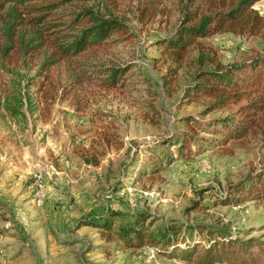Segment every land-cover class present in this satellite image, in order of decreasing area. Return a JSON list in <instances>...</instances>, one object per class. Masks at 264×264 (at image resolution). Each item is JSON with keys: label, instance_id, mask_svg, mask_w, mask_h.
I'll return each mask as SVG.
<instances>
[{"label": "rangeland", "instance_id": "1", "mask_svg": "<svg viewBox=\"0 0 264 264\" xmlns=\"http://www.w3.org/2000/svg\"><path fill=\"white\" fill-rule=\"evenodd\" d=\"M104 1L74 0L55 13L66 18L86 8L110 10L124 22L127 40H116L105 53L88 52L80 58L126 67L123 83L113 89L93 83L70 94L58 92L48 101L49 111L25 113V119L11 120L0 112L5 264H228L203 258L207 243L186 255L180 243L162 251L149 245L124 248L106 242L100 232L98 226L107 221L117 229L140 217L152 231L175 224L183 227V235L184 229L198 226L217 230L226 240L229 235L264 241V201L235 204L227 195L228 185L264 171V113L257 130L223 148L208 145L205 140L216 139L209 123L239 114L237 106L209 110L207 98H184L195 84L193 45L178 67L176 83L166 82L170 62L162 42L181 25L180 1ZM236 1L206 0L223 11ZM142 7L156 9L153 20L138 18ZM253 9L264 17V0ZM205 42L223 65L240 63L264 55V27L257 35L228 32ZM64 73V68H55L54 79L64 84ZM181 136L194 139L182 155L171 145ZM159 148L165 151L164 164L155 166L150 153ZM40 187L43 197L37 205ZM196 233L194 229L186 238L191 247L200 241Z\"/></svg>", "mask_w": 264, "mask_h": 264}, {"label": "trees", "instance_id": "2", "mask_svg": "<svg viewBox=\"0 0 264 264\" xmlns=\"http://www.w3.org/2000/svg\"><path fill=\"white\" fill-rule=\"evenodd\" d=\"M72 1L0 0V112L9 119H25V113L49 111L48 101L58 92L70 94L75 88L93 83L102 89H113L123 83L126 67H107L80 58L88 52L105 53L116 40H127L130 34L126 25L110 10L105 13L86 8L65 15L66 18L55 13L58 7ZM105 1L112 5L115 2ZM179 1L184 18L175 33L162 42L170 62L165 80L171 85L176 83L178 67L185 62L187 51L193 45L195 84L185 91L184 98L187 101L207 98L209 110H231L237 106L238 118L213 120L208 125L216 139L205 141L223 148L227 142L257 130L261 124L258 117L264 113V55L223 65L216 60L215 49L205 40L228 32L259 34L264 27V17L253 9L259 0H237L235 6L226 11L212 8L206 0ZM196 2L199 5L195 6ZM138 14L141 21L150 22L157 11L142 7ZM55 68L65 69L64 84L54 79ZM190 138L177 137L171 145L182 155L187 143L194 141ZM164 152L161 148L152 150L150 162L155 166L163 165ZM227 195L235 204L264 201V171L252 173L236 185H228ZM98 227L106 242H116L124 248L149 245L162 251L164 247L175 248L180 243L185 245L183 253L188 255L200 247L198 244L207 243L203 250L206 260L264 264V241L258 239L240 240L228 235L226 240L221 232L198 226L184 229L186 234L182 235L183 227L175 224L152 231L140 217L122 223L117 229L111 221ZM194 229L200 241L191 247L186 238L194 235Z\"/></svg>", "mask_w": 264, "mask_h": 264}, {"label": "built area", "instance_id": "3", "mask_svg": "<svg viewBox=\"0 0 264 264\" xmlns=\"http://www.w3.org/2000/svg\"><path fill=\"white\" fill-rule=\"evenodd\" d=\"M42 197H43V194L41 192V187H40V191H37V194H36V203H37V205H41ZM0 262H1V264H5L6 263L5 255H4L3 251H1V250H0Z\"/></svg>", "mask_w": 264, "mask_h": 264}, {"label": "crops", "instance_id": "4", "mask_svg": "<svg viewBox=\"0 0 264 264\" xmlns=\"http://www.w3.org/2000/svg\"><path fill=\"white\" fill-rule=\"evenodd\" d=\"M6 227H7V225H5V228H6ZM5 232H6L5 230H4L3 232H1V233H0V237H2V235L5 234ZM7 243H8V241H4V240H1V239H0V246H1V247H0V250L3 251L4 255L7 253V251L3 248V246H4V245H8ZM5 256H6V255H5Z\"/></svg>", "mask_w": 264, "mask_h": 264}]
</instances>
